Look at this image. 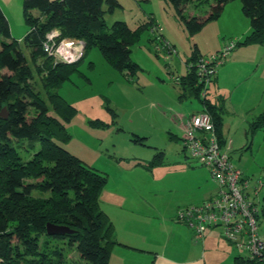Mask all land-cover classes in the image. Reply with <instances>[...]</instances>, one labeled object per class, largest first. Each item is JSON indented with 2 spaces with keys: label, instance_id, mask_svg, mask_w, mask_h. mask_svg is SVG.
<instances>
[{
  "label": "rangeland",
  "instance_id": "rangeland-1",
  "mask_svg": "<svg viewBox=\"0 0 264 264\" xmlns=\"http://www.w3.org/2000/svg\"><path fill=\"white\" fill-rule=\"evenodd\" d=\"M116 1L118 6L104 14L107 27L121 21L135 31L151 19L157 26L153 31H141L129 47L130 59L138 65L132 77L112 68L97 47L86 50L78 71L56 90L76 109L66 124L69 139L56 143L111 181L99 195V204L106 211L112 212L123 199L139 198L140 193L130 197L131 186L138 188L139 184L148 186L145 200H158L161 205L177 204L184 195L196 198L197 186H204L206 179L213 185L217 183L208 175V169L182 148V123L204 108L194 96L180 97L185 90L175 78L185 74L193 52L200 58H210L235 44L217 64L216 74L206 86V98L222 117L221 134L230 148V162L249 179V195L257 205L258 233L264 237V189H259L258 195L253 193L257 181L264 180V124L251 130V123L264 111V48L243 44L250 23L242 12L241 1H229L217 19L195 32L186 28L169 0ZM0 8L11 37L22 38L28 31L22 0H0ZM186 8L187 14L194 11L203 16L208 5L203 3L194 10L189 3ZM103 9L107 10L106 4ZM158 37L169 43L171 51L162 46ZM0 73L9 74L6 69ZM34 86L35 91L40 89V78ZM140 138L141 142L135 141ZM158 153H162L163 165L136 166L141 163L147 167ZM25 155L28 158L29 153ZM119 185L125 187L119 191ZM204 200L196 199L193 204ZM209 229L222 232L220 228H207L205 232ZM233 249L238 255L248 256ZM76 257L72 251L70 258Z\"/></svg>",
  "mask_w": 264,
  "mask_h": 264
},
{
  "label": "trees",
  "instance_id": "trees-1",
  "mask_svg": "<svg viewBox=\"0 0 264 264\" xmlns=\"http://www.w3.org/2000/svg\"><path fill=\"white\" fill-rule=\"evenodd\" d=\"M169 1L186 28L195 32L206 22L217 19L231 0ZM240 1L250 23L243 44L264 48V0ZM189 3L194 10L203 3L208 9L203 16L194 11L187 14ZM104 4L107 10L103 9ZM115 6L116 0H22L28 31L21 39L11 37L0 8V70L9 72L0 73V111L5 108L8 112L7 118L0 117V264H108L112 246L116 244L114 227L99 204L107 176L86 166L56 143L69 139L66 124L76 113L56 90L78 71V63L91 47H97L119 73L127 77L136 74L138 65L131 61L129 47L138 40L141 31L156 24L151 19L135 31L121 21L107 27L104 14ZM53 29L59 30V38L84 42L77 61L55 62L47 56L42 43ZM200 57L193 52L187 65H195ZM35 77L40 78L42 85L36 91ZM175 81H180L187 92L183 90L180 97L189 95L200 100L223 146L222 117L206 95L201 96L203 84L195 66L187 67L186 73ZM263 124L264 111L251 123L252 132ZM25 153H29L28 158ZM162 157V153L156 154L147 167L139 164L145 168L163 165ZM47 223L66 225L73 232L48 235ZM72 251L77 253L76 259L70 258ZM260 262L242 255L234 260L235 264Z\"/></svg>",
  "mask_w": 264,
  "mask_h": 264
},
{
  "label": "built area",
  "instance_id": "built-area-1",
  "mask_svg": "<svg viewBox=\"0 0 264 264\" xmlns=\"http://www.w3.org/2000/svg\"><path fill=\"white\" fill-rule=\"evenodd\" d=\"M156 26H152L150 30L153 31ZM59 37L60 32L57 29L46 34L42 46L47 56L53 57L55 62L63 63L79 59L83 52V42ZM160 37L158 40L162 46L171 51L169 43ZM231 45L210 58H199L195 65H187L196 68L199 82L203 84L202 97H205L206 86L216 74L217 64L222 63L235 46ZM175 79L177 80V77ZM182 124L183 148L191 158L208 169L218 185V192L215 198L180 209L176 220L190 227L197 238L202 237L207 228H220L224 238L244 255H248L246 258L263 262L264 237L258 233V211L256 203L249 195V179L230 162V148L220 145L207 111L191 115ZM261 188L264 189V180L257 181L253 193L258 195Z\"/></svg>",
  "mask_w": 264,
  "mask_h": 264
},
{
  "label": "crops",
  "instance_id": "crops-1",
  "mask_svg": "<svg viewBox=\"0 0 264 264\" xmlns=\"http://www.w3.org/2000/svg\"><path fill=\"white\" fill-rule=\"evenodd\" d=\"M226 141L225 139V143ZM203 172L201 171L202 174ZM110 182L107 180L106 185H110ZM124 187L125 185H119L118 190ZM147 190L148 186L144 184H139L138 188L137 185L131 186L130 197H134L133 193H140L139 198L123 199L113 206L112 212L100 205L114 227L116 244L112 246L108 264H235L238 254L221 231L209 229L202 237L197 238L190 228L176 220L177 211L196 205L193 204L196 199L203 201L217 195V185L206 179L204 186H197L196 198L188 199L184 195L179 197L177 204L168 205H161L158 200H145ZM124 196L128 198L127 193ZM179 203L187 205L180 206Z\"/></svg>",
  "mask_w": 264,
  "mask_h": 264
},
{
  "label": "water",
  "instance_id": "water-1",
  "mask_svg": "<svg viewBox=\"0 0 264 264\" xmlns=\"http://www.w3.org/2000/svg\"><path fill=\"white\" fill-rule=\"evenodd\" d=\"M8 112L6 111L5 108H2L0 111V117L2 118H7ZM73 230L70 229L66 225H58V224H53V223H47L46 224V233L48 235H55V234H69L72 233Z\"/></svg>",
  "mask_w": 264,
  "mask_h": 264
},
{
  "label": "clouds",
  "instance_id": "clouds-1",
  "mask_svg": "<svg viewBox=\"0 0 264 264\" xmlns=\"http://www.w3.org/2000/svg\"><path fill=\"white\" fill-rule=\"evenodd\" d=\"M80 41H81V40H80ZM83 50H84V42H83ZM82 53H83V52H82ZM77 60H78V59H77ZM77 60H76V61H77ZM73 62H75V61H73ZM71 63H72V62H71Z\"/></svg>",
  "mask_w": 264,
  "mask_h": 264
}]
</instances>
